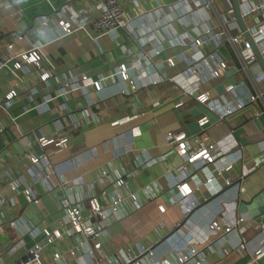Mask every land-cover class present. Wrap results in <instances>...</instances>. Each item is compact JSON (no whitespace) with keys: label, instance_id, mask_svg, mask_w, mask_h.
<instances>
[{"label":"crops","instance_id":"obj_1","mask_svg":"<svg viewBox=\"0 0 264 264\" xmlns=\"http://www.w3.org/2000/svg\"><path fill=\"white\" fill-rule=\"evenodd\" d=\"M120 1L127 23L109 33L92 25L101 0H9L0 7V53L10 52L11 40L13 52L41 45L52 62L47 80L35 64L15 69L12 60L0 71V261H18L47 230L59 228L63 198L87 212L91 196L109 206L122 193L126 214L109 217L103 238L104 249L121 261L138 255L141 264H157L195 246L207 264H264V253L254 258L264 248V228L257 227L264 218V69L245 55L242 40H231L242 32L233 0ZM239 3L252 30L264 23V0ZM62 19L74 29L64 32ZM201 34L203 50L195 45ZM210 53L228 62L219 76L212 60L203 62ZM121 63L130 78L120 74ZM193 67L204 73L197 76ZM82 73L110 76L95 90L76 87ZM12 88L18 94L5 101ZM206 90L209 100L201 102L196 95ZM169 131H184L189 151L213 135L222 153L215 161L187 162ZM42 135L67 136L69 146H42ZM44 152L48 159L31 161L30 153ZM40 171L48 176L41 179ZM207 176L213 179L206 182ZM120 177L125 183L117 186ZM182 182L193 188L189 195L180 193ZM26 187L37 201L28 199ZM238 217L244 249L235 231L210 228L215 218L226 224ZM69 247L79 244L66 232L44 249L45 263L93 264L89 253L72 254Z\"/></svg>","mask_w":264,"mask_h":264},{"label":"built area","instance_id":"obj_2","mask_svg":"<svg viewBox=\"0 0 264 264\" xmlns=\"http://www.w3.org/2000/svg\"><path fill=\"white\" fill-rule=\"evenodd\" d=\"M103 3V9L100 14L93 18L92 25L93 27L100 31L101 33H109L115 31L118 27H123L127 23L128 15L127 10L120 0H101ZM9 3V0H0V7ZM206 6H209V2L205 3ZM46 22V21H45ZM60 25L63 28L64 32L72 31L73 25L70 21L60 20ZM253 28V27H252ZM212 32L211 28L206 30V34ZM16 33H14L15 35ZM252 35L255 38L261 52L264 54V23L259 24L255 30H252ZM232 41L242 40L244 45L245 55L252 61L257 60L255 53L252 50L251 43L247 40L243 32L231 36ZM205 38L201 34L195 38V45L200 49H204ZM7 49L9 53H0V71L7 66L9 61L13 60V66L15 69H21L27 64H35V66L41 70L40 77L42 80H47L50 76L51 71L47 68L46 65L52 64L49 58L41 49V45H36L35 47L21 51L13 52L14 42L11 40L7 43ZM158 52V51H157ZM208 58V59H207ZM169 63H174V59L169 57ZM209 60L214 62L213 73L216 76L221 75V73L228 66L227 60L218 58L215 53H210L204 60V63H209ZM119 72L124 78H130L128 73L127 63H121L119 65ZM192 72L197 76H201L204 72L201 69L192 68ZM109 74H101L98 77H92L86 73H82L77 76L78 83L76 87H90L92 86L95 90H100L104 87L106 79L109 77ZM132 86L136 87L133 79H130ZM69 85V82H66ZM233 84L227 85V89H234ZM18 94L16 88H12L8 91L3 99L8 101ZM210 97V91L206 90L196 95V98L201 102H207ZM256 95L251 96V100L255 99ZM179 104V103H178ZM243 104L239 103V107H242ZM229 111H227L228 113ZM227 113L221 114L223 118ZM225 114V115H224ZM15 120L14 117H12ZM209 122L207 116H203L199 119L200 125L204 126ZM168 140L176 142V148L179 153L186 157L187 162H196L197 160L205 161H215L219 154L222 153V150L219 148L218 140L213 135H209V141L201 145L198 149L194 151H189V145L186 140V133L184 131H169L166 134ZM37 140L42 146L54 143L57 146L68 147V137H53L49 135L38 136ZM29 157L33 163H38L42 158L48 159V154L44 152L42 155H37L30 153ZM185 169L186 164L182 165ZM231 164L226 168H230ZM48 174L43 171L39 172V177L41 179L46 178ZM212 176H207L206 182L212 180ZM232 180L230 177H227L226 182L230 183ZM125 183V179L120 177L116 180V185L121 186ZM13 188H17V184H12ZM180 193L183 196L189 195L192 192L193 188L188 184V182H182L178 184ZM25 194L29 200L37 201L38 197L35 196L30 187L24 189ZM129 198L134 201L135 207H141L143 201L139 200L136 193H130ZM127 198L126 195L120 193L112 199V202L109 206L102 203L97 195H93L88 199L89 208L85 212L80 204H73L69 201L68 198H63L62 202L64 209L66 211V217L61 220V226L54 230H47L46 238L42 242L36 243L33 247L29 249L27 254L19 259L16 262L11 264H46L43 259V251L47 245L58 238H62L64 233H72L76 235L78 239L79 248L69 247V251L72 254H77L80 250H83L89 253L93 257V264H141L140 257L138 255H130L127 261H121L115 255L108 253L103 247V238L107 234L108 230V219L110 216L115 218H121L126 211L124 210V201ZM165 207H161V210H164ZM244 220L243 217H238L234 222H228L226 224L221 223L217 218L213 219L210 222L211 231L215 234H218L221 231L231 232L235 231L239 236V248L244 249L247 245V239L244 235L243 229L240 228L239 224ZM14 223V221H12ZM257 227L264 228V218L261 219ZM151 255L154 254L152 248L144 250ZM264 253V248L259 249L254 258L260 257ZM199 254V249L197 247H191L188 251L179 253L175 258L164 257L157 264H207L206 257H197ZM54 257L59 259L62 257V252L55 251ZM0 264H3L0 261Z\"/></svg>","mask_w":264,"mask_h":264},{"label":"water","instance_id":"obj_3","mask_svg":"<svg viewBox=\"0 0 264 264\" xmlns=\"http://www.w3.org/2000/svg\"><path fill=\"white\" fill-rule=\"evenodd\" d=\"M233 6L235 11V18L238 21L245 38L250 41L252 50L255 53L257 60L264 69V54L261 52L255 38L252 35L253 25H248L244 13L241 10L239 0H233Z\"/></svg>","mask_w":264,"mask_h":264}]
</instances>
